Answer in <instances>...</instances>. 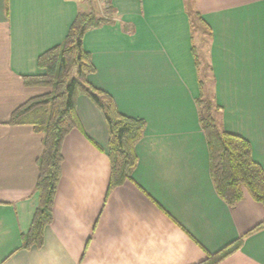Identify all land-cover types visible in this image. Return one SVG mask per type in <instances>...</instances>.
Listing matches in <instances>:
<instances>
[{
	"label": "crops",
	"instance_id": "crops-1",
	"mask_svg": "<svg viewBox=\"0 0 264 264\" xmlns=\"http://www.w3.org/2000/svg\"><path fill=\"white\" fill-rule=\"evenodd\" d=\"M103 4L110 19L82 38L94 66L86 80L121 114L144 121L136 164L108 190L107 121L77 93L79 126L61 143L51 220L42 244L25 247L42 133L8 119L49 91L23 82L44 73L38 57L63 41L78 12L98 8L93 0H0V264H200L237 241L215 264H264V224L254 229L264 206L247 193L235 205L218 195L198 106L210 98L219 128L246 139L264 173V0Z\"/></svg>",
	"mask_w": 264,
	"mask_h": 264
},
{
	"label": "trees",
	"instance_id": "trees-1",
	"mask_svg": "<svg viewBox=\"0 0 264 264\" xmlns=\"http://www.w3.org/2000/svg\"><path fill=\"white\" fill-rule=\"evenodd\" d=\"M112 9L106 5L104 13L78 12L63 41L37 59L43 74L23 76L27 86H41L49 91L32 97L16 107L8 119L10 124H28L42 133V152L37 158L38 177L35 189L38 205L29 230L22 236L25 247L40 246L44 227L51 220L52 204L61 175V143L65 135L79 126L75 113V98L82 93L104 113L108 125V158L110 178L108 190L130 179L136 164L134 145L141 137L145 123L121 114L113 98L90 85L86 76L94 71L90 54L82 46L84 33L108 21ZM203 101L198 100V106ZM209 109V108H208ZM200 124L206 135L210 174L218 195L229 205H235L245 195L264 206V173L251 156L248 141L219 128L213 116L200 108ZM263 222L254 229L263 226ZM240 241L210 254L200 264H215L232 251Z\"/></svg>",
	"mask_w": 264,
	"mask_h": 264
},
{
	"label": "rangeland",
	"instance_id": "rangeland-1",
	"mask_svg": "<svg viewBox=\"0 0 264 264\" xmlns=\"http://www.w3.org/2000/svg\"><path fill=\"white\" fill-rule=\"evenodd\" d=\"M103 1L104 0H93V2L95 3V6L98 8L95 7L96 12L97 13L96 15L97 16H101V15H98L100 12H99V2L101 3V6L103 8V10L106 8V4H103ZM194 21L196 22L197 20L194 19ZM196 34L195 36H199L197 37L198 38H202L201 40L204 41V43L206 42V40L208 39L207 36H206V33H205V29H204V26L198 22H196ZM199 40V39H198ZM202 52H204V46L202 45ZM203 103L201 106H199L200 110L203 112V113H207V114H210L211 116H216V110L214 111V106H213V103L212 101L210 100V98H205V99H202ZM209 108V109H208ZM213 114V115H212Z\"/></svg>",
	"mask_w": 264,
	"mask_h": 264
}]
</instances>
